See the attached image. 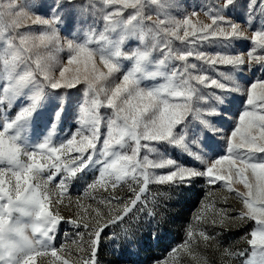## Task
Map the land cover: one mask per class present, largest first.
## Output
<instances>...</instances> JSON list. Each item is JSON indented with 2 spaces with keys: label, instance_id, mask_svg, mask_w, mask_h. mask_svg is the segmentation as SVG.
<instances>
[{
  "label": "snow or ice",
  "instance_id": "obj_1",
  "mask_svg": "<svg viewBox=\"0 0 264 264\" xmlns=\"http://www.w3.org/2000/svg\"><path fill=\"white\" fill-rule=\"evenodd\" d=\"M39 5V0L0 5V264H36L38 257L48 264H99L102 240L118 239L110 228L119 225L128 238L127 217L135 213L137 224L143 215L149 223L155 219V201L149 208L142 199L149 185L184 192L200 180L226 190L224 203L231 198L241 207L234 209V224L226 225L231 212L216 207L210 188L186 227V239L169 256L183 252L195 264H207L193 251L215 240L204 225L254 221L247 238L251 252L225 249L222 259L264 264V77L250 82L245 74L264 69V54H258L264 53V15L248 36L236 22L241 19L231 18L244 9L239 0H221L206 11L210 23L194 21L195 9L182 19H159L160 9L175 7L173 0H53L49 16L37 14ZM149 5L157 6L155 21L146 15ZM257 5L264 14V3L250 0L249 26ZM66 6L87 25L71 36H62L58 27ZM131 39L141 46L125 51ZM244 43L246 55L229 51ZM65 50L66 62L60 58ZM157 51L162 58L154 60ZM124 61L131 67L125 70ZM219 66L231 70L218 71ZM48 96L58 105L55 119L33 140L34 116ZM236 97L241 103L233 110ZM17 102L19 110L10 118ZM71 109L76 126L60 135L58 121ZM165 149L179 150L192 164ZM74 183L84 193L73 200ZM124 184L132 196L119 193ZM101 190L106 195L97 199L93 193ZM63 209L77 231L71 243L56 247Z\"/></svg>",
  "mask_w": 264,
  "mask_h": 264
},
{
  "label": "rangeland",
  "instance_id": "obj_2",
  "mask_svg": "<svg viewBox=\"0 0 264 264\" xmlns=\"http://www.w3.org/2000/svg\"><path fill=\"white\" fill-rule=\"evenodd\" d=\"M10 0H0V5H6ZM40 5L36 9L37 14L41 16L51 15V8L53 5V0H39ZM162 2V0H161ZM221 0H173L175 7L168 8L166 10H159V19H165L166 15L174 16L177 19H182L185 14L191 13L194 9L197 12V17H194L195 21L197 18L204 22L210 23V19L205 15V12L209 9L214 10V6L218 5ZM239 2L244 6L243 11L238 10L232 19L236 22L241 23L242 28L246 30V35L250 36L251 32L259 28L261 22V16L264 14L260 13L259 5L256 6V10L253 13L252 19L254 23L249 26L247 21L249 20L247 5L250 0H239ZM76 3L87 4L88 0H76ZM260 3H264V0H260ZM203 5V6H202ZM146 15L151 16L152 20L155 21L158 18V9L156 5H149L146 8ZM130 10H126V13ZM30 23V21H22V24ZM89 24L92 23L91 19L88 21ZM151 23V22H147ZM87 27L82 19H79L77 12L71 8L65 7V10L61 13V20L58 25L62 36H71L72 32L77 29V27ZM98 30H102V21L100 24L95 25ZM23 30V29H21ZM98 34V32H97ZM182 34V33H181ZM175 46H179L178 41H174ZM139 41L136 39H131L126 41L124 50L130 52L136 47H140ZM247 44L235 45L230 52L234 54H244L250 49L246 48ZM243 49V50H242ZM205 51H217L220 49L204 47ZM264 54V53H258ZM67 52L60 54L61 60L66 62ZM154 60H158L161 57L160 53L157 51L153 53ZM125 70L131 67L130 61H124ZM155 70V63L149 66V71ZM229 66H219L218 71H230ZM245 74L248 80L255 81L256 79L264 77V69L257 68L255 72ZM213 75H218V73H213ZM157 83L163 82L161 79L157 78L155 81ZM146 83H152V81H147ZM4 84L3 74L0 72V91ZM75 92V90H70ZM241 103L239 97L235 98L233 105V110L237 109ZM6 107V105H5ZM20 104H17L10 110L9 117L13 118L16 112L19 110ZM58 110V105H56L51 96L45 98L42 103V107L39 110V114L34 116L30 135L33 140L42 138V136L47 131V126H50L55 119V112ZM109 110L101 109L102 114L107 113ZM194 123L196 122L195 116L190 117ZM2 123V119H0ZM75 109H71L67 112H62L61 118L58 121V130L60 135L70 132L75 127ZM106 131V129H102ZM164 148V146H161ZM168 154L173 158H177L181 163L186 165L192 164V161L187 158L186 154H181L179 150H170ZM166 170H158V172H164ZM98 174V173H96ZM57 179L53 184H50V188L55 187V183H58ZM242 189V186H239ZM215 192L216 195L212 199L216 200L217 208L228 209L231 212V217L226 221L227 224H234L236 211L234 209H239L241 207L240 203L234 199H229L228 203L223 202V196L226 194V190L221 191L217 186H208L202 180L198 181L195 186L191 187L189 190L181 192L179 189L170 188L166 185L151 184L148 186V191L142 199L146 201V206L149 208L153 207V201H155V211L156 217L150 223L147 220V216L143 215L139 219V223H135L134 217L135 213L127 217L124 221L131 231L128 234V238L121 235V228L117 225L114 228H110L109 232H115L118 236L117 240L106 241L102 240L99 253L98 261L99 264H157V261L167 260L168 264H195V261L186 253L180 252L175 256H169V252L172 247L180 245L186 239V227L192 222L193 214L197 212L200 207L201 200L204 199L205 194L209 191ZM84 193V187L82 184L74 183L70 185L69 195L73 200L82 196ZM119 193L123 194L125 197H130L133 194L128 190V185L124 184L119 188ZM167 194V196L165 195ZM93 195L99 199L100 196L106 195V193L101 190L99 193H93ZM92 200L86 201V203H92ZM67 204V200H65ZM144 206V205H140ZM67 214L70 215L68 209H66ZM163 215L166 217L163 222L160 221V217ZM205 230L209 235L214 236L215 240L210 242L207 247L203 244H198L194 246V253L201 257V260H206L207 264H242L243 259L247 257H234L229 259L228 257H223V251L225 249L229 250L231 253H240L247 250L251 252V247L247 244V238H250V232L255 228V222L251 221L243 226H224L219 225H204ZM77 229L67 220L62 221L57 228L56 237L54 244L59 247L62 243H71V240L75 238V233ZM80 231H84L83 228ZM67 234V239H66ZM36 264H48V260H42L37 258Z\"/></svg>",
  "mask_w": 264,
  "mask_h": 264
},
{
  "label": "trees",
  "instance_id": "obj_3",
  "mask_svg": "<svg viewBox=\"0 0 264 264\" xmlns=\"http://www.w3.org/2000/svg\"><path fill=\"white\" fill-rule=\"evenodd\" d=\"M62 215H64L65 218H66V220H67V217H68L69 215L67 214L66 209H63V210H62Z\"/></svg>",
  "mask_w": 264,
  "mask_h": 264
}]
</instances>
